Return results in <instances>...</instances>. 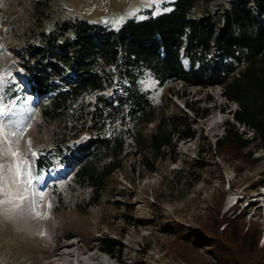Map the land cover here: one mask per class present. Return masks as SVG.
I'll return each mask as SVG.
<instances>
[{
	"label": "rangeland",
	"instance_id": "rangeland-1",
	"mask_svg": "<svg viewBox=\"0 0 264 264\" xmlns=\"http://www.w3.org/2000/svg\"><path fill=\"white\" fill-rule=\"evenodd\" d=\"M175 1L164 0L156 6L159 14H154L156 9L141 0H0V112L8 115L9 129L7 137L0 135V148L27 147L48 167L33 188H27L25 181H13L15 174L10 179L12 169L5 175L0 172V264L264 262V188H258L264 180V152L257 144L244 151L219 146L226 136L225 122L234 121L238 107L220 87H188L179 81L160 87L151 78L144 80L143 88L161 115L181 114L187 121H172L170 128L177 133L174 146L161 158L152 154L126 158L98 202L91 189L70 186L75 185L81 163L74 155L91 133L70 139L72 154L58 151L62 125L42 120L49 97L30 90L28 67L36 64L32 49L44 36L60 34L66 20L83 19L119 30L130 19L172 10L165 5ZM228 1L236 0H210L209 5L223 7ZM14 93L18 96L13 100ZM0 124L5 126L3 120ZM157 125L158 121L143 126L144 135L150 138ZM128 143L135 152L132 140ZM50 172L58 179L46 180ZM53 182L54 188L47 187ZM33 192L39 200H31ZM43 192L51 194L56 206L50 219L41 211ZM237 216L236 224L243 235L249 230L252 242L231 239L227 222ZM58 244H71L66 253H79L70 259L63 253L57 263ZM227 250L231 257L225 255Z\"/></svg>",
	"mask_w": 264,
	"mask_h": 264
},
{
	"label": "trees",
	"instance_id": "trees-1",
	"mask_svg": "<svg viewBox=\"0 0 264 264\" xmlns=\"http://www.w3.org/2000/svg\"><path fill=\"white\" fill-rule=\"evenodd\" d=\"M209 3L176 0L165 5L172 10L130 19L119 30L69 19L60 25V34L44 36L32 49L36 64L28 67L30 90L49 97L42 120L62 125L56 149L72 154L70 139L91 133L74 155L81 163L72 188H88L99 196L126 158H161L174 146L177 133L170 124L187 119L160 114L143 88L149 76L161 86L179 81L188 87H222L238 109L236 123L227 122L219 146L244 151L257 144L264 152V0L228 1L216 8ZM156 121V131L147 138L142 127ZM263 186L264 180L258 188ZM237 217L227 222L231 239L252 242ZM230 252L225 255L231 257Z\"/></svg>",
	"mask_w": 264,
	"mask_h": 264
},
{
	"label": "bare ground",
	"instance_id": "bare-ground-1",
	"mask_svg": "<svg viewBox=\"0 0 264 264\" xmlns=\"http://www.w3.org/2000/svg\"><path fill=\"white\" fill-rule=\"evenodd\" d=\"M4 127V126H3ZM9 130V129H8ZM3 131V130H2ZM9 132V131H8ZM6 134V133H5ZM7 135L8 134H6V137H7ZM3 138V137H2ZM16 151V150H15ZM14 151V152H15ZM24 165L25 164H23V165H18V169H17V171L19 172V175H22V174H24V176L22 177V179H19V178H17V177H15V181H18V182H22V181H25L26 182V187L27 188H33L34 187V185H35V183H34V180H31L30 182H29V185H28V182H27V180L25 179V177H26V175L28 176V174H29V171L26 169V167H24ZM26 170H27V172H26ZM24 172H26V174L24 173ZM14 175V174H13ZM25 195H23L22 197H24ZM36 196V192H33V196H32V198H33V200L34 201H37V197H35ZM71 245V244H70ZM70 245H61V244H58V246L56 247V249H55V251L57 250V251H60L61 253L59 254V257L56 259V262L57 263H59L60 262V258L63 256V253H66V249L70 246ZM77 253H79V251H77ZM77 253H75V254H72V253H66V255H65V257L64 258H68V259H70V256H76L77 255ZM72 254V255H71Z\"/></svg>",
	"mask_w": 264,
	"mask_h": 264
},
{
	"label": "clouds",
	"instance_id": "clouds-1",
	"mask_svg": "<svg viewBox=\"0 0 264 264\" xmlns=\"http://www.w3.org/2000/svg\"><path fill=\"white\" fill-rule=\"evenodd\" d=\"M148 78H151V80H153V81H157V84L160 86V87H165V86H161L160 85V83H159V81L156 79V78H154V77H152V76H149V77H147L146 79H148ZM146 79H144V80H146ZM152 82V81H151ZM218 87V86H217ZM209 88H211V87H209ZM221 89H222V94L224 95V90H223V88L222 87H220ZM225 96V95H224ZM227 99V98H226ZM229 101V100H228ZM230 102V101H229ZM233 103V102H232ZM236 104V103H235ZM237 109H238V107H237ZM236 109V110H237ZM234 121H232V123H236V121H235V119H233ZM228 121H230V120H227L226 122H225V124L226 125H224V127H225V132H226V128H227V122ZM231 122V121H230ZM18 150H21L22 152H23V154H26L25 152H28L29 154H30V156H31V154H33L34 155V158H35V162H36V164H38V166L39 167H41L42 165H40V160L42 159L41 157H39L38 155H37V153H36V151H33V150H29L27 147H24V150L23 149H21V148H18ZM62 150V149H61ZM61 150H58V151H61ZM64 151V150H63ZM65 152V151H64ZM28 154V155H29ZM62 160V159H61ZM42 161V160H41ZM80 166V165H79ZM79 168V167H78ZM78 168H77V170H78ZM77 170L75 171V174H74V181H75V179H76V172H77ZM75 184V183H74ZM71 186H73V185H71ZM261 188H264V186L263 187H261Z\"/></svg>",
	"mask_w": 264,
	"mask_h": 264
},
{
	"label": "snow or ice",
	"instance_id": "snow-or-ice-1",
	"mask_svg": "<svg viewBox=\"0 0 264 264\" xmlns=\"http://www.w3.org/2000/svg\"><path fill=\"white\" fill-rule=\"evenodd\" d=\"M164 0H141V3L148 6V7H151V8H154L156 9V11L154 12V14H159V9L156 7L158 4L160 3H163ZM143 17H141L142 19ZM124 18H118L117 20V23L121 22ZM3 87V79L0 78V88ZM5 113L4 112H0V116H4Z\"/></svg>",
	"mask_w": 264,
	"mask_h": 264
}]
</instances>
